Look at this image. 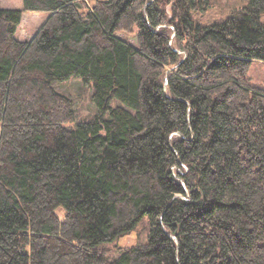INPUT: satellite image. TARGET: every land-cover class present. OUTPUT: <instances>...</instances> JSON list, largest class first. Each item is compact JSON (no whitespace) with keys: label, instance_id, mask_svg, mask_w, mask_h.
<instances>
[{"label":"trees","instance_id":"1","mask_svg":"<svg viewBox=\"0 0 264 264\" xmlns=\"http://www.w3.org/2000/svg\"><path fill=\"white\" fill-rule=\"evenodd\" d=\"M246 1L210 26L189 16L210 0L0 8V264H264V0ZM28 12L47 17L19 40ZM72 76L94 116L54 87Z\"/></svg>","mask_w":264,"mask_h":264},{"label":"rangeland","instance_id":"2","mask_svg":"<svg viewBox=\"0 0 264 264\" xmlns=\"http://www.w3.org/2000/svg\"><path fill=\"white\" fill-rule=\"evenodd\" d=\"M21 2L22 0H0V6L16 7L17 5L21 6ZM210 3L211 7L204 12L195 10L190 11V18L195 23H198L202 26H210L215 23L224 22L234 9H240L248 5L246 0H210ZM24 15L25 16L22 19V23L20 22L17 35H21L25 37V39H28L31 38L36 30L41 26L45 19V14L28 12L24 13ZM261 22L264 23V15L261 17ZM118 37L126 38L128 43L131 45L135 44V40L131 36L119 33ZM248 76L251 77L252 83L264 87V63L254 62L251 65ZM54 87L60 93L70 97L73 100L75 121L92 117L98 113V110L91 99L94 93V87L92 83L84 84L79 76H72L67 81L56 82ZM122 105L123 104L116 99H113L110 102L111 107ZM69 127H74V125L70 124ZM57 215L59 219H64V211L62 208L57 210ZM149 230L150 224L148 218L144 217L129 234L119 239L115 245H118L119 247H125L132 246L136 243H142L146 240ZM109 248L114 249V244L108 245L106 247V249ZM118 255L119 253L114 250L109 253L108 258L112 260L118 257Z\"/></svg>","mask_w":264,"mask_h":264},{"label":"crops","instance_id":"3","mask_svg":"<svg viewBox=\"0 0 264 264\" xmlns=\"http://www.w3.org/2000/svg\"><path fill=\"white\" fill-rule=\"evenodd\" d=\"M21 5H22V2H21ZM20 7H21V6H18V5H17L16 7H2V6H0V8H20ZM24 16H25V15H24V13H23L22 18H21V23H22V19H23ZM44 16H45L44 18L46 19L47 16H46V15H44ZM44 18H42V19H44ZM45 19H44V21H45ZM44 21H43V22H44ZM43 22H42V23H43ZM36 31H37V30H36ZM18 34H19V33H18ZM33 35H34V34H33ZM33 35L31 36V38L33 37ZM17 37L19 38V40H29V39H31V38L25 39V37H23V36H21V35H17ZM249 78H250V81H251L252 79H251L250 76H249ZM251 83H252V81H251ZM253 84H254V83H253ZM255 85H258V84H255ZM258 86H259V85H258ZM263 88H264V87H263Z\"/></svg>","mask_w":264,"mask_h":264}]
</instances>
